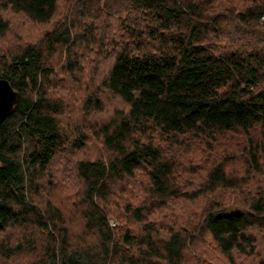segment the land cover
Masks as SVG:
<instances>
[{
    "label": "trees",
    "instance_id": "16d2710c",
    "mask_svg": "<svg viewBox=\"0 0 264 264\" xmlns=\"http://www.w3.org/2000/svg\"><path fill=\"white\" fill-rule=\"evenodd\" d=\"M0 46L19 94L0 124V264H182L203 235L225 264H264V0H0ZM236 134L235 166L176 170L181 139ZM91 138L103 152L74 164L68 220L40 194Z\"/></svg>",
    "mask_w": 264,
    "mask_h": 264
},
{
    "label": "rangeland",
    "instance_id": "374dc122",
    "mask_svg": "<svg viewBox=\"0 0 264 264\" xmlns=\"http://www.w3.org/2000/svg\"><path fill=\"white\" fill-rule=\"evenodd\" d=\"M61 6L63 7V4ZM7 13L11 15V18H10L12 20L11 22L17 25L18 23H16V20L14 19L15 17H18V16H16L15 14H12V12L10 11H8ZM27 25L28 27H25L23 25L24 27H21V29L25 30V29H29V26L32 27L28 23ZM15 28L17 27L15 26ZM19 33H22V32L19 30ZM7 41L13 42V40H7ZM5 47H8V46H5ZM88 67H91V65H89ZM86 69H89V68L86 67ZM106 104H107V107H105L104 111H107V112L103 114H99L100 115L99 118L101 119L110 115L111 110L114 108V106L117 105V103L109 104V102H106ZM75 113H76V110H75ZM78 115L79 116L75 118L79 120L82 117L80 116L79 113ZM64 119L65 118H62L61 120H63V124H66V121L64 122ZM81 120L83 121V119ZM84 124H85V121L78 123L79 126H83ZM64 131H65L64 133H67L66 130ZM237 136H238L237 134L234 136H230L228 140L224 138L225 141H222L221 139L217 142L216 145L215 143L210 142L207 148H206V145L201 144L193 139H187V138L181 139L182 144L188 143L187 147L183 150L185 156L187 155L188 158L186 159V162L183 164H180L176 170L180 169L179 171H189V167L194 165L196 162L199 163L200 161H202L204 156H207L209 160H208V163L206 162L200 163L201 165L207 166L209 164H213V163H217L218 161H221L222 163L227 164V168H230L231 166H235L236 164L235 161L229 162V154H227V151L229 148H234L233 147L234 144H236L237 140L239 139ZM70 141L72 140L70 139ZM72 143H70L69 145H72ZM220 143H222V145H219ZM216 147H217V150H216ZM209 148H211V150ZM226 148L227 150L226 152H224ZM204 149L205 151H203ZM66 150L67 152H62V153L60 152L58 154V156H62V155L67 156L64 161H63V158L60 157L59 159L54 160L53 163L51 164V171L53 175H56L53 178L54 183L51 182V184L49 185L47 184L46 187L44 188V191H42V193L40 192L41 193L40 195L43 201L47 202V200H49L53 206L61 209L65 217L68 220H70L75 215V213L72 212L69 208H67L66 205H68L71 201V198H73L71 196V193H74L76 191L75 190L76 185L78 184V181H77L78 179L75 173L74 164L80 159L94 158L98 153L103 152V150L100 148V142L98 138L89 139V142L86 144L85 148L80 149L79 151H74L72 147L70 146L67 147ZM191 181H192L191 177L185 179L184 184H183V186L184 185L185 186L183 188H187V187L189 188L191 185L196 184L193 181H192L193 183L191 184ZM76 193L77 192L74 193V196H76ZM74 200H77V199L74 198L73 201ZM43 201H41V203H43ZM180 202L182 203L184 201L181 200ZM186 203L188 202L185 201V203H182V204L184 206H188V204ZM193 205H196V204H193ZM200 205L194 206L193 209L199 210ZM112 215L113 216H110V220H109V223L112 227H117L118 229H124V227H126V228H131L130 230H133L131 227V223L125 220L122 213H120L115 208L112 211ZM72 226H73L71 227L72 232L75 233L76 236L81 235L83 229L82 227H80L79 221L77 220L76 222H74ZM162 228L165 229V227H162ZM20 233L21 231L12 232L11 236L13 237V239H16L18 236H20ZM25 233L28 235V232H25ZM165 234L166 232L164 230L160 231V235H165ZM2 236H3V233H0V238ZM14 241L15 240H12V242ZM189 247L190 248L184 253L182 264H195L196 261L200 262V264L228 263L227 260L220 254L219 250L216 249L214 243L210 240V238L207 235H203V237L200 238L194 245H189ZM233 255L234 256L232 259L235 264H255L254 259L246 258L236 253ZM27 259H28L27 256L26 257L22 256L19 259L18 263L26 264Z\"/></svg>",
    "mask_w": 264,
    "mask_h": 264
},
{
    "label": "water",
    "instance_id": "95a60500",
    "mask_svg": "<svg viewBox=\"0 0 264 264\" xmlns=\"http://www.w3.org/2000/svg\"><path fill=\"white\" fill-rule=\"evenodd\" d=\"M19 102V94L5 79H0V124L13 111Z\"/></svg>",
    "mask_w": 264,
    "mask_h": 264
}]
</instances>
